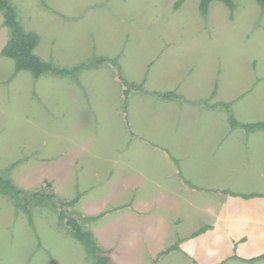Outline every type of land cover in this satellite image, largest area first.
<instances>
[{
	"label": "rangeland",
	"instance_id": "obj_1",
	"mask_svg": "<svg viewBox=\"0 0 264 264\" xmlns=\"http://www.w3.org/2000/svg\"><path fill=\"white\" fill-rule=\"evenodd\" d=\"M10 1L23 29L39 35L35 55L79 72H17L1 55L10 30L0 16V177L24 191L19 202L0 194V264H92L54 206L84 231L116 233L127 264H189L142 254L146 218L122 229L116 208L139 212L151 202V215L178 214L179 235L175 222L161 226L170 250L207 216L183 180L220 174L200 183L264 193V129L231 127L232 118L264 123V7L256 0H233L234 12L215 1L207 16L200 0L179 8V0ZM170 92L182 99H165Z\"/></svg>",
	"mask_w": 264,
	"mask_h": 264
},
{
	"label": "crops",
	"instance_id": "obj_2",
	"mask_svg": "<svg viewBox=\"0 0 264 264\" xmlns=\"http://www.w3.org/2000/svg\"><path fill=\"white\" fill-rule=\"evenodd\" d=\"M242 130L244 129L242 128ZM210 176V179L198 178L197 184L191 183V180V182L182 181L183 185L188 188L185 190L198 194L202 198L201 206L196 208L200 210L201 214L207 216L203 218L204 220L200 222L196 230L186 235L178 236V240L175 242V245L178 246L176 250L168 252V249L163 247V244L168 243V240L163 239L167 237V234L161 235V226L163 227L166 224V227L168 224L172 225V222H175V229L177 230L175 235H179L178 228L182 219L177 216L178 214L171 218L163 214H157L158 217L154 214L151 215V211H149V208L152 207L151 202H148V208L139 212L131 205H126L121 207L122 209L116 208V211H114L116 213L115 216L120 215L118 224L123 229L127 221L132 219L144 220L146 218V226L144 227L146 232L139 235L143 240L142 254L146 255L154 252L156 260L169 256H180L181 261L189 264H264V260L252 262L253 259L264 255V193H234L221 188L219 190L211 189L200 183L202 181H207L208 183L220 181V174H211ZM163 189L165 190L166 188ZM169 197L170 195L161 197L165 202H168L167 206L162 207L163 212H167V214H171L170 212L175 209ZM164 204L166 203H162V205ZM189 204L194 207L192 201ZM190 213L191 210L188 213L186 210V214L183 215L188 216ZM107 215L108 213L97 217H88L86 221L93 223L94 221L88 219L98 218L97 220H99ZM185 219L187 218L185 217ZM131 223L135 224L134 221ZM202 229L206 230L201 234H197ZM89 233H91L93 238L98 237L101 245L104 243L103 246L106 247L102 252H108L113 264H127L118 257L117 248L121 244L122 238L116 243V233L113 235L106 233L107 239H104L99 234H93L91 230ZM95 238L94 240L97 243V238ZM110 239L113 241H110ZM99 245L97 244L98 247Z\"/></svg>",
	"mask_w": 264,
	"mask_h": 264
},
{
	"label": "trees",
	"instance_id": "obj_3",
	"mask_svg": "<svg viewBox=\"0 0 264 264\" xmlns=\"http://www.w3.org/2000/svg\"><path fill=\"white\" fill-rule=\"evenodd\" d=\"M185 0H179L177 3V8ZM221 2L225 6H227L231 12L236 10V5L233 0H200L199 9L203 16H207L209 12V7L212 2ZM256 2L264 7V0H256ZM3 16V26L7 27L10 30V40L3 48L1 55L14 60L16 65V71H27L31 72L35 77H40L44 73L50 72L52 74H57L59 77L61 76H73L76 72H79L78 69L70 70H56L49 63L43 62L37 55H35L34 50L39 45V35L32 31H26L23 29L21 23L19 22L17 12L15 7L12 5L10 0H0V16ZM100 61L99 63H102ZM126 95L128 94V90L125 91ZM216 96V92L212 94V98L214 99ZM165 99H179L182 97L176 95L174 92H170L166 96ZM215 108V107H214ZM231 127H241L246 131H254L257 129H264V123H252V124H243L238 122L235 119H231ZM0 194L5 197H9L15 202H19L21 200V195L24 194V191L16 186L14 182L11 180H7L3 177H0ZM40 196V195H39ZM35 198L39 200V203L42 204L44 199L53 200L52 195H34ZM251 197V196H247ZM78 200H74L71 202H66L64 205L72 207L76 205ZM54 210L58 213L59 220L61 223L65 222V225L72 236L82 243L86 248V251L89 255V260H91L92 264H113L111 262L110 257L107 254H104L99 247L97 246L93 236L91 233L84 231L79 221L73 218H68L63 211H60L57 206H54ZM98 218H90L88 220L95 221ZM206 229H202L197 234H201ZM177 245L168 250V252L177 249ZM264 260V255L253 259L252 262H257Z\"/></svg>",
	"mask_w": 264,
	"mask_h": 264
}]
</instances>
